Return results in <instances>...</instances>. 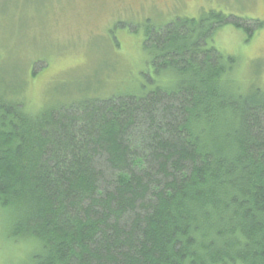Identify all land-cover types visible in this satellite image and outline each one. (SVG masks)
<instances>
[{
	"label": "trees",
	"instance_id": "16d2710c",
	"mask_svg": "<svg viewBox=\"0 0 264 264\" xmlns=\"http://www.w3.org/2000/svg\"><path fill=\"white\" fill-rule=\"evenodd\" d=\"M229 23L248 26L211 11L148 29L173 88L36 114L0 97V211L26 264H264V89L242 93L210 46Z\"/></svg>",
	"mask_w": 264,
	"mask_h": 264
},
{
	"label": "rangeland",
	"instance_id": "374dc122",
	"mask_svg": "<svg viewBox=\"0 0 264 264\" xmlns=\"http://www.w3.org/2000/svg\"><path fill=\"white\" fill-rule=\"evenodd\" d=\"M117 1L0 0V97L21 101L36 114L87 97L173 88L181 77L155 73L143 49L145 35L176 18L211 11L246 22L242 28L226 24L210 46L237 59L242 93L264 89V27L246 30L254 20L264 22V0H158L157 7L146 6L140 14H119ZM9 233V215L0 211V264H26L32 245L10 240Z\"/></svg>",
	"mask_w": 264,
	"mask_h": 264
},
{
	"label": "flooded vegetation",
	"instance_id": "af4514ba",
	"mask_svg": "<svg viewBox=\"0 0 264 264\" xmlns=\"http://www.w3.org/2000/svg\"><path fill=\"white\" fill-rule=\"evenodd\" d=\"M158 0H118L117 4H119L120 10L118 11L119 14L122 13L124 10H128L130 12H136L139 13L145 9L146 6H149L150 8H154L158 6ZM123 5L125 8L122 10ZM139 6L138 8H135V6ZM133 10V11H132ZM125 17V15H124Z\"/></svg>",
	"mask_w": 264,
	"mask_h": 264
}]
</instances>
